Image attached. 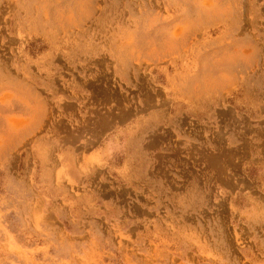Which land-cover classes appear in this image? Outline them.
Instances as JSON below:
<instances>
[{
    "label": "rangeland",
    "instance_id": "1",
    "mask_svg": "<svg viewBox=\"0 0 264 264\" xmlns=\"http://www.w3.org/2000/svg\"><path fill=\"white\" fill-rule=\"evenodd\" d=\"M0 264H264V0H0Z\"/></svg>",
    "mask_w": 264,
    "mask_h": 264
}]
</instances>
